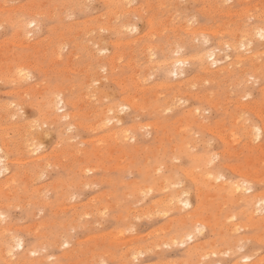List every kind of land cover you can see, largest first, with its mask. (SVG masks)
I'll return each instance as SVG.
<instances>
[{
  "label": "rangeland",
  "instance_id": "obj_1",
  "mask_svg": "<svg viewBox=\"0 0 264 264\" xmlns=\"http://www.w3.org/2000/svg\"><path fill=\"white\" fill-rule=\"evenodd\" d=\"M0 4V143H6L0 155L9 167L0 174V245L8 238L4 231L9 229L24 239L26 248L24 252L15 249L18 251L12 256L0 246V264H11L10 257L27 260L26 264H253V260L264 264V209L252 218L248 210L253 207L238 199L241 192L232 196L223 183L243 180L252 186L249 194L264 195V132L260 139L249 141L237 128L240 120L246 119L249 124L264 125V36L254 34L252 45L239 46V52L229 45L237 42L234 32L239 27H264V0H0ZM26 17L37 22L28 28L31 33L19 27V20ZM189 26L190 31H196L194 37L188 33ZM179 42L183 57L195 56L188 58L186 72L181 74L163 66L172 61ZM209 50L215 51L218 59L215 65L211 59L205 61L212 74L202 71L195 61ZM239 55H256L252 62L261 63L259 73L247 65L249 61L231 68ZM100 59L107 63H99ZM18 63L31 68L27 70L30 78L27 73L25 77L10 73L9 67ZM227 65L234 74L213 73ZM49 92H61L67 102L62 110H47ZM110 105L117 111L110 112L111 122L104 126L101 112ZM246 106L248 111L243 109ZM165 108L170 110L165 112ZM65 113L72 118L59 120ZM237 113L242 115L240 120ZM118 119L122 123H117ZM231 127L238 137L228 132ZM224 133L228 141L226 135L231 134L234 140L243 136L228 142L222 138ZM205 156L213 161L204 160ZM207 170L212 177L225 174L223 179H211ZM176 172L179 175L175 176ZM184 191L192 205L186 208ZM228 197L230 201L225 199ZM183 214L194 218V222L184 220L188 222L185 229L180 220ZM195 216L205 220L196 221ZM188 231H194V239L187 237L185 243L174 239ZM32 247L38 253L31 255Z\"/></svg>",
  "mask_w": 264,
  "mask_h": 264
},
{
  "label": "bare ground",
  "instance_id": "obj_2",
  "mask_svg": "<svg viewBox=\"0 0 264 264\" xmlns=\"http://www.w3.org/2000/svg\"><path fill=\"white\" fill-rule=\"evenodd\" d=\"M61 1V0H60ZM75 1V0H74ZM79 1V0H78ZM107 1V0H106ZM123 1V0H122ZM225 1V0H224ZM80 4V3H79ZM112 4H115L116 5V3H112ZM1 5V4H0ZM247 10V9H246ZM245 10V11H246ZM13 13V12H12ZM37 13H38V11H37ZM9 14V13H8ZM31 14V13H30ZM116 15V14H115ZM16 16V15H15ZM20 17V16H19ZM24 17V16H23ZM113 17V16H112ZM118 18V17H117ZM129 21V20H128ZM231 21H232V19H231ZM191 22V21H190ZM189 22V23H190ZM36 20L35 19H32V20H30L28 17H26V18H22V19H20L19 20V27L23 30V32L24 31H27L28 30V28L29 27H31V26H33V25H36ZM0 24H1V22H0ZM109 24V23H108ZM124 24V23H123ZM135 24V23H134ZM259 24V23H258ZM136 25V24H135ZM244 25V24H243ZM246 25V24H245ZM262 25V24H261ZM188 26V25H187ZM193 26V25H192ZM191 26V27H192ZM254 26V25H253ZM258 26V25H257ZM112 27V26H111ZM117 27V26H116ZM125 28V27H124ZM186 28V27H185ZM184 28V29H185ZM193 28H195V26L193 27ZM187 29H189L188 31H190V26H189V28H187ZM195 29H197V27L195 28ZM200 29V28H199ZM198 29V30H199ZM216 29V28H215ZM31 30V29H30ZM30 30H28V32L30 31ZM101 30V29H100ZM134 30V29H133ZM238 31L237 32H234V35H235V37H234V39L235 40H237V42L235 41L233 44H229L230 46H232L237 52H239L238 50H239V46H240V49H241V46L243 47V46H246L247 47V45H250L252 42H253V40H254V34L256 35V34H259L260 36H264V27H260V25H259V27H256V25L253 27V28H243V27H239L238 29H237ZM35 31V30H34ZM186 32H187V30H185ZM212 31V30H211ZM224 31V30H223ZM94 32V31H93ZM132 32V31H131ZM195 30H193L192 31V29H191V31L190 32H188L189 34H191L192 33V37H194V34H195ZM213 32V31H212ZM222 32V31H221ZM30 33H31V31H30ZM29 33V34H30ZM203 33V32H202ZM215 33V32H214ZM27 34V33H26ZM179 34H180V32H179ZM201 34V33H200ZM21 35V34H20ZM24 35V34H23ZM176 35H178L177 33H176ZM197 36H196V38H198V34H196ZM202 35V34H201ZM18 36V35H17ZM27 37V36H26ZM259 37V36H258ZM18 38V37H17ZM118 38V37H117ZM256 38V37H255ZM261 38V37H260ZM263 38V37H262ZM91 39V38H90ZM94 39V38H93ZM119 39V38H118ZM201 39V38H200ZM246 39H248V42H245L246 41ZM206 41L208 40L207 38L205 39ZM220 40V39H219ZM21 41V40H20ZM116 41V40H115ZM120 41V40H119ZM124 41V40H123ZM177 41H179V40H177ZM176 41V42H177ZM182 41H184V40H181V42ZM226 41V43H228L227 41L228 40H225ZM233 41V40H232ZM96 42V41H95ZM98 42V41H97ZM118 42V41H117ZM231 42V41H230ZM30 43V42H29ZM180 43V42H179ZM239 43V44H238ZM178 44V43H177ZM176 44V45H177ZM182 43H180V45H181ZM186 44V43H185ZM218 44V43H217ZM220 44V43H219ZM238 44V45H237ZM146 45V44H145ZM179 45V50H177V51H175L174 50V53L177 55H175V56H173V59H172V61H166L165 62V59H164V64H163V66H166L167 67V69L169 68V70L173 73V72H176L177 74H181V73H185L186 72V70L184 69V66H185V64H187V63H189L190 62V60H188V58L189 57H195V56H189V57H187V59H186V57H185V55H184V57H183V53L181 52L182 50L180 49V48H182V46H183V44L180 46ZM226 45V44H225ZM252 45V44H251ZM159 45H157V48H160V46L158 47ZM163 46V45H162ZM227 46V45H226ZM27 47V46H26ZM173 47V46H172ZM228 47V46H227ZM103 48V47H102ZM107 48V47H106ZM156 48V47H155ZM230 48V47H229ZM253 48V47H252ZM251 48V49H252ZM62 49V48H61ZM117 49V48H116ZM148 49V48H147ZM153 49V48H152ZM169 49H170V47H169ZM168 49V50H169ZM178 49V48H177ZM211 49V48H210ZM57 50V49H56ZM99 50V49H98ZM105 50V49H104ZM73 51V50H72ZM100 51H102V49L100 50ZM114 51V50H113ZM162 52H163V50H161ZM210 51V50H209ZM161 52V53H162ZM182 54H181V53ZM64 53V52H63ZM118 53V52H117ZM151 53V52H150ZM153 53V52H152ZM21 54V53H20ZM154 54V53H153ZM204 54V53H203ZM238 54V53H237ZM9 55V54H8ZM166 55H167V53H166ZM169 55V54H168ZM218 55V54H217ZM2 56H4V55H2ZM120 56V55H119ZM153 56V55H152ZM197 56H199V55H197ZM256 56V55H255ZM255 56L253 55L251 58L250 57H248V58H242L241 57V55H239V56H237V57H235L236 59L234 60V62L233 63H230V65H232L231 66V68H234L235 69V67H236V65H240L241 63L243 64V63H245V62H247V61H249V62H251L250 64H247V65H251V66H253L254 67V69H256L255 70V72L257 71L258 73H259V69L262 67L261 66V63H255L254 61L252 62V60L255 58ZM10 57V56H9ZM201 57V58H200ZM200 57H197V58H195V61H197V63H198V66H199V68L202 70V71H204L206 74H212V72L209 70L210 68H209V65H207V66H204V64H205V61H208V60H210L211 59V61H212V63L211 64H214L215 65V63H217L218 62V59H217V56H216V52L215 51H210V52H208L205 56H200ZM226 57V56H225ZM11 59V58H10ZM167 59H168V57H167ZM227 59V58H226ZM0 60H2V59H0ZM110 60V59H109ZM120 60V59H119ZM194 60V59H193ZM225 60V59H224ZM7 61V60H6ZM1 63V62H0ZM4 63H6V62H4ZM8 63V62H7ZM92 63V62H91ZM99 63H107V61H105V60H103V59H100L99 60ZM158 63V62H157ZM162 63V62H161ZM158 64H160V62L158 63ZM207 64V63H206ZM263 64H264V62H263ZM31 65V64H30ZM162 65V64H161ZM229 65V64H228ZM227 65V68H224V67H226V65L223 67V68H221V69H219V71L217 72V71H215V72H213L214 74L215 73H219L220 75L222 74V75H224V73L225 72H227V73H229L227 76H229L230 74H234L235 73V71L234 72H232L233 70H229V66ZM10 66V65H9ZM29 66V65H28ZM89 66V65H88ZM5 67V66H4ZM241 67V66H240ZM34 68V67H33ZM98 68V67H97ZM216 68V67H215ZM249 68V67H248ZM9 69H10V73L11 74H13V76H23V77H25L26 75H25V73H27V76L26 77H28V73L29 72H27V70L28 69H30L31 70V68H28L24 63H18V64H16V65H14V66H10L9 67ZM104 69H105V67H104ZM116 69V68H115ZM154 69V68H153ZM102 70V69H101ZM114 70V69H113ZM165 70V69H164ZM250 70V69H249ZM262 70V69H261ZM261 70H260V72H261ZM3 71V70H2ZM194 71V70H193ZM244 71H245V69H244ZM247 71V70H246ZM254 71V70H253ZM139 72V71H138ZM155 73H157V72H155ZM176 73H174V74H176ZM226 73V74H227ZM240 73V72H239ZM7 74V73H6ZM238 74V73H237ZM257 74V73H256ZM261 74H263V73H261ZM8 75V74H7ZM10 75V74H9ZM25 75V76H24ZM30 75V74H29ZM153 75V74H152ZM249 75V74H248ZM138 76V75H137ZM144 76V75H143ZM149 76H151L150 74H149ZM209 76V75H208ZM216 76V75H215ZM215 76H214V78H215ZM237 75H235V77H236ZM255 76V75H254ZM257 76V75H256ZM9 77V76H8ZM92 77V76H91ZM100 77V76H99ZM104 77V76H103ZM147 77V76H146ZM155 77V76H154ZM210 77H213V75L212 76H210ZM16 78H18V77H16ZM15 78V79H16ZM28 78H30V76L28 77ZM90 78V77H89ZM161 78V77H160ZM216 78H217V76H216ZM25 79H27V78H24L23 80H25ZM244 79V78H243ZM247 79V78H246ZM6 80V79H5ZM21 80V79H20ZM22 80V81H23ZM144 80V79H143ZM14 81V80H13ZM214 81V80H213ZM237 81H238V78H237ZM249 81V80H248ZM16 82H17V80H16ZM44 82V81H43ZM97 81H95V83H96ZM101 82V81H100ZM13 83V82H12ZM19 83V82H18ZM17 83V84H18ZM90 83V82H89ZM195 83V82H194ZM207 83V82H206ZM219 83V82H218ZM25 84V83H24ZM122 84V83H121ZM169 84V83H168ZM173 84V83H172ZM15 86V85H14ZM44 86V85H43ZM194 86V85H193ZM96 87V86H95ZM94 87V88H95ZM157 87H159V86H157ZM161 87V86H160ZM168 87H171L170 85L168 86ZM29 88V87H28ZM46 88V87H45ZM176 88V87H175ZM178 88V87H177ZM25 89H26V87H25ZM55 89V88H54ZM19 90V89H18ZM51 90V89H50ZM156 90V89H155ZM16 91V90H15ZM93 91V90H92ZM99 91V90H98ZM157 91V90H156ZM169 91V90H168ZM38 92V91H37ZM45 92V91H44ZM100 92V91H99ZM106 92V91H105ZM179 92H180V90H179ZM190 92V91H189ZM209 92V91H208ZM19 93V92H18ZM43 93V92H42ZM50 93V92H49ZM90 93H92V92H90ZM173 93H175V92H173ZM51 94V96L50 97H47V101L45 102V100H44V102H45V107L47 108V110L48 111H50V112H56L57 110L59 111V110H62L65 106H66V104H67V102H66V100H65V98L63 97V95L61 94V92H56V93H50ZM151 94V93H150ZM186 94V93H185ZM213 94V93H212ZM248 94L249 93H247L246 95L248 96ZM25 95V94H24ZM69 95V94H68ZM194 95V94H193ZM205 95V94H204ZM246 95H245V97H246ZM99 97H100V94L98 95ZM105 96V95H104ZM140 96V95H139ZM160 96V95H159ZM90 97V96H89ZM108 97V96H107ZM106 97V98H107ZM174 97V96H173ZM179 97V96H178ZM94 98H95V96H94ZM102 98V97H101ZM175 98V97H174ZM208 98V97H207ZM212 98V97H211ZM98 99V98H97ZM183 99V98H182ZM105 100V99H104ZM127 100V99H126ZM136 100V99H135ZM241 100V99H240ZM96 101H98V100H96ZM96 101H95V103H96ZM99 101H101V100H99ZM25 102V101H24ZM34 102V101H33ZM112 102V101H111ZM187 102V101H186ZM10 103V102H9ZM91 103H92V101H91ZM117 103V102H116ZM139 103V102H138ZM149 103V102H148ZM179 103V102H178ZM6 104V103H5ZM4 104V105H5ZM20 105V104H19ZM24 105V104H23ZM140 105H141V103H140ZM139 105V106H140ZM144 105V104H143ZM148 105V104H147ZM151 105V104H150ZM175 105V104H174ZM247 105V104H246ZM10 106V105H9ZM169 106V105H168ZM175 106H177V105H175ZM241 106H243V104L241 105ZM248 106V105H247ZM247 106L246 107H244L243 109L244 110H247ZM140 107H142V106H140ZM146 107V106H145ZM159 107H160V105H159ZM200 107V106H199ZM6 108V107H5ZM107 108V110H105L104 108H103V110H105V111H103V110H101V111H103V113L101 112V114L103 115V119H101V116H100V119L101 120H103V123H102V121H101V124H104V126H105V123H109V122H111V121H109V120H111L110 118V112L112 111H114V110H116V109H114L115 108V106L114 105H110L109 107H106ZM117 108V107H116ZM203 108V107H202ZM246 108V109H245ZM7 109V108H6ZM82 109V108H81ZM141 109V108H140ZM159 109H161V108H159ZM169 109V108H168ZM168 109H166L165 108V112H166V110H168ZM191 109H192V107H191ZM194 109V108H193ZM254 109V108H253ZM12 110V109H11ZM19 110V109H18ZM22 110V109H21ZM124 110V109H123ZM122 110V111H123ZM141 110H143V109H141ZM156 110V109H155ZM170 110V109H169ZM189 110H190V108H189ZM200 110V109H199ZM5 111V110H4ZM100 111V110H99ZM117 111V110H116ZM248 111V110H247ZM3 112V111H2ZM111 112V113H112ZM119 112H120V110H119ZM157 112V111H156ZM159 112V114H160V112H162V111H158ZM187 112V111H186ZM189 112V111H188ZM195 112V111H194ZM87 113V112H86ZM85 113V114H86ZM96 113H98V112H96ZM95 113V114H96ZM152 113V112H151ZM190 113V112H189ZM195 113H197V112H195ZM242 113V112H241ZM1 114V113H0ZM11 114V113H10ZM12 114H14V113H12ZM24 114V113H23ZM45 114V113H44ZM53 114V113H52ZM52 114H50V115H52ZM100 114V115H101ZM202 114V113H201ZM231 114V113H230ZM238 114V113H237ZM245 114V113H244ZM15 115V114H14ZM13 115V116H14ZM151 115V114H150ZM186 115V114H185ZM198 115V114H197ZM233 115V114H232ZM239 115V114H238ZM2 116V115H1ZM59 116V115H58ZM84 116V115H83ZM91 116V115H90ZM200 116V115H199ZM237 116V115H236ZM240 116V115H239ZM242 116V115H241ZM241 116L238 118V120H240V118H241ZM71 117V114L70 113H65V114H63L61 117H58V119L59 120H61V118H63V120H67L68 118H70ZM88 117V116H87ZM181 117V116H180ZM183 117V116H182ZM197 117V116H196ZM72 118V117H71ZM116 118V117H115ZM119 118V117H118ZM167 118V117H166ZM237 118H236V120H237ZM244 118V117H243ZM5 119V118H4ZM18 119V118H17ZM33 119V118H32ZM98 119H99V117H98ZM188 119V118H187ZM245 119V118H244ZM250 119V118H249ZM9 120V119H8ZM15 120V119H14ZM37 120H38V118H37ZM42 120V119H41ZM62 120V121H63ZM112 120H113V117H112ZM186 120V119H185ZM234 120V119H233ZM235 120V122L237 123V121ZM247 120V119H246ZM245 120V121H246ZM118 122L117 123H122L121 122V120H117ZM174 121V120H173ZM190 121V120H189ZM194 121V120H193ZM198 121V120H197ZM202 121H203V119H202ZM241 121L240 120V122L242 123H240V125H239V123H237L239 126H237V124H235V122H233L232 123V125H234V126H237V128H241V130H242V133H244L247 137H248V140L250 139V140H252L253 138L255 139V140H258V139H260V137H262V134H263V132H264V125H263V127H260V126H256V125H254L253 123L252 124H249L248 123V121ZM46 122V121H45ZM47 122H49V121H47ZM180 122V121H179ZM245 122V123H244ZM249 122H251V121H249ZM253 122V121H252ZM31 123V122H30ZM38 123V122H37ZM152 123V122H151ZM162 123V122H161ZM257 123V122H256ZM26 124V123H25ZM45 124H47V123H45ZM57 124V123H56ZM60 124V123H59ZM65 124H67V123H65ZM148 124V123H147ZM157 124V123H156ZM165 124V123H164ZM163 123H162V125H164ZM186 124H188V123H186ZM191 124H192V122H191ZM202 124V123H201ZM207 124V123H206ZM206 124H204L203 123V125L202 126H204V127H206L207 128V125ZM260 124V123H259ZM12 125V124H11ZM31 125V124H30ZM37 125V124H36ZM35 125V126H36ZM100 125V124H99ZM9 126V125H8ZM71 126V125H70ZM72 126H74V124L72 125ZM97 126V125H96ZM103 126V125H102ZM139 126V125H138ZM142 126V125H141ZM145 126H147V125H145ZM150 126V125H149ZM186 126V125H185ZM201 126V125H200ZM69 127V126H68ZM99 127V126H98ZM97 127V128H98ZM101 127V126H100ZM123 127V126H122ZM132 127V126H131ZM189 127V126H188ZM216 127V126H215ZM31 128V127H30ZM33 128V127H32ZM40 128H41V126H40ZM39 128V129H40ZM76 128V127H75ZM89 128V127H88ZM96 128V127H95ZM96 128V129H97ZM183 128H185V127H183ZM224 128H225V126H224ZM226 128H227V126H226ZM25 129V128H24ZM86 129V128H85ZM95 129V130H96ZM230 129V128H229ZM232 129H235V127H231V129L228 131V132H230V131H232L233 132V136L231 135L232 134V132H230L231 134V136L230 135H226V136H229L230 137V141H231V137H233V138H235V136H237V135H235V133H234V131L235 130H232ZM17 130V129H16ZM27 130H29V129H27ZM31 130V129H30ZM94 129H93V131H95ZM128 130V129H127ZM184 130V129H183ZM225 130H227V129H225ZM237 130V129H236ZM239 130V129H238ZM33 131V130H32ZM211 131V130H210ZM217 131V130H216ZM222 131V130H221ZM4 132H5V129H4ZM16 132V131H15ZM41 132V131H40ZM125 132H126V130H125ZM129 132V131H128ZM128 132H126V133H128ZM135 132V131H134ZM147 132V131H146ZM198 132V131H197ZM219 132V131H218ZM223 132H225V131H223ZM227 132V131H226ZM2 133V132H1ZM10 133V132H9ZM45 133V132H44ZM130 133V132H129ZM128 133V134H129ZM181 133V132H180ZM190 133V132H189ZM38 134V133H37ZM102 134V133H101ZM100 134V135H101ZM119 134H122V133H119ZM184 134H185V132H184ZM215 134V133H214ZM237 134V133H236ZM241 134V133H240ZM65 135V134H64ZM114 135H115V133H114ZM133 135H135V133H133ZM202 135V134H201ZM220 135V134H219ZM225 135V133L223 134V139H224V136ZM242 136H243V134H241ZM244 135V136H245ZM5 136V135H4ZM26 136V135H25ZM69 136V135H68ZM97 136V135H96ZM96 136H95V138H96ZM127 136L128 135H126L125 136V138H127ZM192 136V135H191ZM218 136V135H217ZM242 136L240 137V135H239V137L240 138H238V139H232V140H234V141H239V139H241L242 138ZM245 136V137H246ZM33 137V136H32ZM35 137V136H34ZM33 137V138H34ZM39 137V136H38ZM65 137V136H64ZM63 137V138H64ZM135 138H136V136H134ZM133 137V138H134ZM157 137V136H156ZM184 137V136H183ZM186 137V136H185ZM193 137H194V135H193ZM238 137V136H237ZM236 137V138H237ZM40 138V137H39ZM41 138H42V136H41ZM72 138V137H71ZM181 139H182V136L180 137ZM190 138V137H189ZM199 138V137H198ZM197 138V139H198ZM220 138V137H219ZM30 139V138H29ZM32 139V138H31ZM69 139V138H68ZM81 139V138H80ZM86 139V138H85ZM101 139V138H100ZM103 139V138H102ZM106 139H108V138H106ZM247 139V138H246ZM1 140V139H0ZM64 140V139H63ZM66 140V139H65ZM118 140V139H117ZM194 140V139H193ZM224 140H226V141H228L227 139H224ZM248 140H246L247 141V143H248ZM249 140V141H250ZM12 141H13V139H12ZM16 141V140H15ZM37 141H38V139H37ZM104 141V140H103ZM113 141V140H112ZM125 141V140H124ZM186 141V140H185ZM200 141V140H199ZM206 141V140H205ZM212 141V140H211ZM230 141H228V142H230ZM253 141V140H252ZM3 142V141H2ZM21 142V141H20ZM23 142V141H22ZM28 142V141H27ZM30 142V141H29ZM34 142V141H33ZM105 142V141H104ZM111 142V141H110ZM193 141H191V143H192ZM203 142H204V140L202 141V144H203ZM210 141H208V143H209ZM233 142V141H232ZM10 143V142H9ZM77 143V142H76ZM98 143H100V142H98ZM103 143V142H102ZM106 143V142H105ZM119 143V142H118ZM178 143V142H177ZM196 143V142H195ZM198 143V142H197ZM235 143V142H234ZM243 143H245L244 142V140H243ZM246 143V144H247ZM251 143V142H250ZM253 143V142H252ZM251 143V144H252ZM6 144V143H5ZM5 144L4 143H0V150L1 151H3L4 150V148H5ZM24 144V143H23ZM32 145H33V143H31ZM30 144V145H31ZM36 144V143H35ZM43 144V143H42ZM68 144V143H67ZM66 144V145H67ZM79 144V143H78ZM83 144V143H82ZM117 144V143H116ZM187 144V143H186ZM199 144V143H198ZM259 144V143H258ZM264 144V143H263ZM37 145H39V144H37ZM195 145V144H194ZM248 145H250V144H248ZM256 145V144H255ZM262 145V144H261ZM8 146V145H7ZM21 146V145H20ZM34 146V145H33ZM36 146V145H35ZM102 146H104V145H102ZM176 146V145H175ZM174 146V147H175ZM182 146V145H181ZM207 146V145H206ZM228 146V145H227ZM230 146V145H229ZM250 146H252V145H250ZM250 146H248V147H250ZM10 147V146H9ZM9 147H8V149H9ZM22 147V146H21ZM30 147V146H29ZM32 147V146H31ZM121 147V146H120ZM193 147V146H192ZM210 146H208V148H209ZM247 147V146H246ZM246 147H244L243 146V148H246ZM252 147H254V146H252ZM258 147V146H257ZM263 147V146H262ZM261 146H260V149L262 148ZM96 148V147H95ZM119 148V147H118ZM185 148V147H184ZM184 148H182L183 150H184ZM188 148V147H187ZM186 148V149H187ZM191 148V147H190ZM208 148H206V149H208ZM259 148V147H258ZM6 149V148H5ZM37 149V148H36ZM96 149H99L98 147L96 148ZM121 149V148H120ZM145 149V148H144ZM160 149V148H159ZM180 149V148H179ZM193 149V148H192ZM226 149V148H225ZM241 149H242V147H241ZM241 149H240V151H241ZM27 150H28V148H27ZM83 150V149H82ZM81 150V151H82ZM119 150V149H118ZM227 150H228V147H227ZM230 150V149H229ZM243 150V149H242ZM249 150H251V148L249 149ZM253 150V149H252ZM263 150V149H262ZM9 151H10V149H9ZM36 151V150H35ZM74 151V150H73ZM84 151H85V149H84ZM89 151V150H88ZM166 151V150H165ZM173 151H174V149H173ZM245 151V150H244ZM264 151V150H263ZM23 152V151H22ZM112 152V151H111ZM156 152V151H155ZM158 152V151H157ZM188 152V151H187ZM236 152H239V151H236ZM243 152V151H242ZM259 152H261V150L259 151ZM2 153V152H1ZM24 153V152H23ZM29 153V152H28ZM96 153H98V152H96ZM161 153V152H160ZM178 154H179V152H177ZM194 153V152H193ZM253 153V152H252ZM5 154H7V153H5ZM31 154V153H30ZM45 154V153H44ZM43 154V155H44ZM98 154H100V153H98ZM157 154V153H156ZM216 154V153H215ZM225 154V153H224ZM255 154L257 155V151H256V153H254V156H253V154H252V157H254V159H255ZM262 154V153H261ZM42 155V156H43ZM88 155V154H87ZM102 155V154H101ZM117 155V154H116ZM155 155V153L153 154V156ZM170 155V154H169ZM209 155V158H210V154H208ZM232 155V154H231ZM248 155H250L251 156V151H250V154H248ZM263 155H264V153H263ZM204 156V155H203ZM218 156L219 155H217L216 157L218 158ZM224 156H226V154L224 155ZM236 156V155H235ZM249 156V157H250ZM262 156V155H261ZM260 156V157H261ZM117 157V156H116ZM176 157H177V155H176ZM175 157V158H176ZM196 157V156H195ZM248 157V156H247ZM246 157V158H247ZM247 158V159H249L250 161H252L250 158ZM258 157H259V155H258ZM259 157V158H260ZM92 158V157H91ZM110 158V157H109ZM112 158V157H111ZM200 158V157H199ZM208 160V161H213L212 159H213V157H212V159L210 160L209 158H207L206 156L204 157V160H206V159ZM264 158V157H263ZM40 159V158H39ZM173 159V158H172ZM180 159V158H179ZM253 159V160H254ZM7 160V159H6ZM34 160V159H33ZM81 160V159H80ZM147 160H149V159H147ZM259 160V159H258ZM263 160V159H262ZM29 161V160H28ZM40 161V160H39ZM48 161V160H47ZM117 161V160H116ZM132 161H134V160H132ZM174 161V160H173ZM19 162V161H18ZM120 162V161H119ZM253 162V161H252ZM256 162H257V159H256ZM7 163L8 162H5V156L2 154V155H0V174H2L1 172H5V171H7V170H9V167L7 166ZM49 163H50V161H49ZM49 163H47V164H49ZM203 163H206L205 161L203 162ZM209 164H210V162H208ZM217 163V162H216ZM249 163H251V162H249ZM22 164V163H21ZM169 164V163H168ZM239 164V163H238ZM253 164H255V162H253ZM42 165V164H41ZM92 165V164H91ZM116 165V164H115ZM115 165H113V166H115ZM127 165V164H126ZM206 165V164H205ZM204 165V166H205ZM235 165V164H234ZM260 165V164H259ZM117 166H118V164H117ZM200 166V165H199ZM202 166V165H201ZM207 166V165H206ZM253 166V165H252ZM123 167H124V165H123ZM198 166H196V168H197ZM234 167V166H233ZM246 167H247V165H246ZM34 168V167H33ZM90 168V167H89ZM93 167H91V169H92ZM97 168V167H96ZM104 168V167H103ZM106 168V167H105ZM115 168V167H114ZM113 168V169H114ZM156 168V167H155ZM171 168V167H170ZM169 168V169H170ZM185 168V167H184ZM200 168V167H199ZM207 168V167H206ZM232 168V167H231ZM239 168H240V166H239ZM261 168V167H260ZM39 169V168H38ZM85 169V168H84ZM98 169V168H97ZM110 169H112V167L110 168ZM112 169V170H113ZM166 169H168V167L166 168ZM172 169V168H171ZM234 169V168H233ZM238 169V168H237ZM242 169V168H241ZM258 169H259V167H258ZM35 170V169H34ZM42 170V169H41ZM83 170V169H82ZM81 170V171H82ZM89 170V169H88ZM96 170V169H95ZM147 170V169H146ZM156 170H157V168H156ZM164 170V169H163ZM184 170V169H183ZM187 170V169H186ZM189 170V169H188ZM194 170V169H193ZM204 170V169H203ZM216 170V169H215ZM234 170H236V169H234ZM239 170V169H238ZM142 171V170H141ZM154 171H155V169H154ZM191 171V170H190ZM196 171V170H195ZM198 171V170H197ZM200 171V170H199ZM206 171V170H205ZM207 171H209V170H207ZM250 171H251V169H250ZM254 171V170H253ZM20 172V171H19ZM42 172V171H41ZM158 172V171H157ZM192 172V171H191ZM201 172V171H200ZM199 172V173H200ZM240 172V171H239ZM248 172V171H247ZM257 172V171H256ZM40 173V172H39ZM208 173V172H207ZM243 173V172H242ZM252 173V172H251ZM251 173H249V174H251ZM17 174V173H16ZM24 174V173H23ZM26 174V173H25ZM24 174V175H25ZM32 174V173H31ZM175 174H178L177 172L176 173H174V175ZM195 174V173H194ZM224 174L225 173H223V176H224ZM104 175V174H103ZM148 175V174H147ZM157 175V174H156ZM170 175H171V173H170ZM179 175V174H178ZM211 175V177H209ZM214 175V174H213ZM211 173H210V171H209V173H208V175H207V177H209V178H215L216 180H218V179H221L223 176H222V174H221V176H220V174L217 176V175H215V177H212L213 176ZM245 175V174H244ZM23 176V175H22ZM172 176V175H171ZM176 176V175H175ZM188 176V175H187ZM204 176V175H203ZM205 176H206V174H205ZM253 176V175H252ZM37 177V176H36ZM38 177H39V174H38ZM190 177H192V176H190ZM194 177V176H193ZM201 177H202V175H201ZM206 177V178H207ZM256 177V176H255ZM11 178V177H10ZM83 178V177H82ZM209 178H208V180H209ZM252 178V177H251ZM37 179V178H36ZM97 179V178H96ZM176 179V178H175ZM198 179V178H197ZM223 179V178H222ZM231 179V178H230ZM250 179V178H249ZM9 180V179H8ZM135 180V179H134ZM10 181V180H9ZM14 180L12 179V182H13ZM16 181V180H15ZM33 181V180H32ZM83 181V180H82ZM177 181V180H176ZM242 182H243V180H241ZM241 181H239V182H233V180H232V182H230V181H227V180H225L223 183H224V185L228 188V190L230 191V192H232V193H229V192H227L228 194H230V195H232L233 196V194H235L236 195V193L238 192V191H240L241 192V195H239V197H238V199H239V201L241 202H243V203H245L246 205H248V206H251V207H253L252 209H251V211L250 210H248V214L253 218V216H254V213L256 212V213H258L259 211H262L263 209H264V195H252V194H249V193H251V190H252V186H248V184H247V186L245 185V182H243V183H241ZM246 181V180H245ZM257 181H258V179H257ZM260 181V180H259ZM77 182V181H76ZM81 182V181H80ZM102 182V181H101ZM166 182V181H165ZM179 182V181H178ZM214 182V181H213ZM88 183H90V181L88 182ZM92 183H93V180H92ZM164 183V182H163ZM249 183V182H248ZM70 184V183H69ZM68 184V185H69ZM172 184V183H171ZM251 184V183H250ZM249 184V185H250ZM8 185V184H7ZM38 185V184H37ZM159 185V184H158ZM165 185V184H164ZM163 185V186H164ZM175 185V184H174ZM179 185V184H178ZM6 186V185H5ZM66 186V185H65ZM70 186V185H69ZM81 186V185H80ZM87 186V185H86ZM147 186V185H146ZM154 186V185H153ZM157 186V185H156ZM7 187V186H6ZM141 187V186H140ZM159 187H161V186H159ZM173 187H175V186H173ZM212 187V186H211ZM218 187V186H217ZM9 188V187H8ZM7 188V189H8ZM41 188H42V186H41ZM65 188V187H64ZM77 188V187H76ZM158 188V187H157ZM163 188V187H162ZM161 188V189H162ZM220 188V187H219ZM255 188V187H254ZM40 189V188H39ZM147 189V188H146ZM171 189V188H170ZM222 189H223V187H222ZM221 189V190H222ZM134 190V189H133ZM142 190V189H141ZM163 190V189H162ZM226 190V189H225ZM15 191V190H14ZM23 191H24V189H23ZM40 191V190H39ZM144 191V190H143ZM152 191V190H151ZM213 191V190H212ZM61 192V191H60ZM141 192V191H140ZM188 192V191H187ZM199 192H200V190H199ZM240 192H238V193H240ZM256 192H258V191H256ZM7 193V192H6ZM30 193V192H29ZM62 193V192H61ZM177 193H178V191H177ZM184 193V196L182 195V197H185L182 201L185 203L184 205H186L185 206V208L187 207V206H189L190 205V202H189V199L187 198V195L188 194H186L185 193V191L183 192ZM259 193V192H258ZM263 193V192H262ZM143 194H144V192H143ZM211 194H213V192L211 193ZM6 195V194H5ZM8 195V194H7ZM32 195V194H31ZM60 195V194H59ZM136 195H137V193H136ZM169 195V194H168ZM235 195H234V197H235ZM167 196V195H166ZM178 196V195H177ZM176 196V197H177ZM211 196V195H210ZM213 196V195H212ZM222 196H223V194H222ZM130 197V196H129ZM134 197H135V195H134ZM163 197V196H162ZM173 197V196H172ZM227 197V196H226ZM262 197V198H261ZM165 198V197H164ZM174 198H175V196H174ZM214 198V197H213ZM41 199V198H40ZM177 199V198H176ZM175 199V200H176ZM207 199H209V197L207 198ZM224 199V198H223ZM226 200H228V201H230L229 200V197H228V199L227 198H225ZM235 198H233L232 199V201H235L234 200ZM174 200V199H173ZM173 200H171V201H173ZM178 200V199H177ZM205 200V199H204ZM124 201V200H123ZM165 201V200H164ZM210 201V200H209ZM209 201H208V203H209ZM227 201V202H228ZM232 201H231V204H232ZM2 202H4V201H2ZM176 202V201H175ZM174 202V203H175ZM179 202V201H178ZM206 202V201H205ZM213 202H215V201H213ZM226 202V201H225ZM237 202V201H236ZM43 203V202H42ZM210 203H211V201H210ZM14 204V203H13ZM41 204V203H40ZM46 204V203H45ZM173 204V203H172ZM216 204V203H215ZM229 204V203H228ZM10 205V204H9ZM21 205V204H20ZM77 205V204H76ZM151 205V204H150ZM157 205V204H156ZM167 205H168V203H167ZM180 205V204H179ZM178 205V206H179ZM183 205V204H182ZM208 205H210V204H208ZM214 205V204H213ZM224 205H225V203H224ZM227 205V204H226ZM1 206V205H0ZM65 206H66V204H65ZM160 206V205H159ZM162 206V205H161ZM171 206V205H170ZM190 206H192V205H190ZM189 206V207H190ZM219 206V205H218ZM69 207V206H68ZM101 207V206H100ZM109 207V206H108ZM111 207V206H110ZM230 207H231V205H230ZM247 207V206H246ZM166 208V207H165ZM168 208V207H167ZM178 208V207H177ZM182 208V207H181ZM180 208V209H181ZM208 208V207H207ZM211 208H212V206H211ZM74 209V208H73ZM98 209V208H97ZM134 209V208H133ZM147 209V208H146ZM162 209V208H161ZM170 209H172V208H170ZM205 209V208H204ZM203 209V210H204ZM230 209V208H229ZM107 210V209H106ZM152 210V209H151ZM155 210V209H154ZM163 210V209H162ZM162 210H160V211H162ZM167 210L168 209H166L165 211L167 212ZM202 210V211H203ZM224 210V209H223ZM147 211H149V210H147ZM171 211V210H170ZM218 211V210H217ZM2 212V211H1ZM0 212V213H1ZM103 212V211H102ZM158 212V211H157ZM157 212H156V215H157ZM76 213V212H75ZM147 213V212H146ZM145 213V214H146ZM171 213V212H170ZM189 213V212H188ZM193 213V212H192ZM192 213H191V215H192ZM261 213V212H260ZM103 214V213H102ZM101 214V215H102ZM135 214V213H134ZM150 214V213H149ZM167 214V213H166ZM232 214V213H231ZM238 214V213H237ZM246 214V213H245ZM248 214H246V215H248ZM83 215V214H82ZM127 215V214H126ZM184 216H182L181 218H180V220L183 222L182 223V228L183 229H185V227H187V224H188V222L187 221H184V220H191L192 221V218H191V215H185V214H183ZM218 215H219V213H218ZM230 215V214H229ZM228 215V216H229ZM1 216H3V215H1ZM80 216V215H79ZM98 216V215H97ZM136 216V215H135ZM149 216H152V215H149ZM164 216V215H163ZM208 216H210V215H208ZM216 216V215H215ZM220 216V215H219ZM82 217V216H81ZM125 217V216H124ZM196 217V216H195ZM207 217V216H206ZM205 217V218H206ZM232 217H234L235 218V215H233ZM232 217L230 218V216H229V218L230 219H232ZM251 217H249V218H251ZM120 218H121V216H120ZM126 218V217H125ZM151 218V217H150ZM197 218H200V217H196V221L197 220H201V219H197ZM203 218V217H202ZM216 218H217V216H216ZM118 219V218H117ZM133 219V218H132ZM140 219V218H139ZM211 219V218H210ZM3 220V219H2ZM193 220H194V218H193ZM203 220H205V219H202L201 220V222H203ZM215 220V219H214ZM258 220V219H257ZM216 222L218 221V220H215ZM242 221V220H241ZM252 221V220H251ZM264 221V220H263ZM3 222V221H2ZM192 222H194V221H192ZM206 222H207V220H206ZM256 222V221H255ZM260 222V221H259ZM74 223V222H73ZM97 223V222H96ZM196 223V222H195ZM205 223V222H204ZM208 223V222H207ZM210 223V222H209ZM208 223V224H209ZM98 224V223H97ZM128 224V223H127ZM236 223H234V225H235ZM262 224H264V223H262ZM38 224H36V226H37ZM41 225H45V224H41ZM191 225H192V223H191ZM199 225V224H198ZM203 225V224H202ZM201 225V226H202ZM220 225V224H219ZM222 225V224H221ZM261 225V224H260ZM259 225V226H260ZM200 226V225H199ZM199 226H197V228L196 229H198V227ZM206 226V225H205ZM238 226V225H237ZM246 226V225H245ZM244 226V227H245ZM248 226V225H247ZM4 227V226H3ZM7 227V226H6ZM130 227H131V225H130ZM129 227V228H130ZM192 227V226H191ZM204 227V226H203ZM235 227H236V225H235ZM234 227V228H235ZM257 227V226H256ZM160 228V227H159ZM162 228V227H161ZM200 228H202V227H200ZM239 228V227H238ZM241 228V227H240ZM243 228V227H242ZM247 228V227H246ZM122 229V228H121ZM193 229V228H192ZM195 229V228H194ZM196 229H195V231H196ZM205 229V228H204ZM203 229V230H204ZM230 229H232V228H230ZM236 229V228H235ZM248 229V228H247ZM8 231H4L5 233H6V235H8V238L6 239V240H4L5 242L3 243V245H0L1 246V248H2V246L4 247L3 248V250H4V252L6 251V253H8V254H12V256L14 255H16V251H18V250H16L15 251V249H20L22 252H24L25 250H26V248H25V241H24V239L23 238H21V237H19V236H17V234H14V233H12V232H10V230L9 229H7ZM124 230V229H123ZM122 230V231H123ZM178 230V229H177ZM237 230V229H236ZM241 230V229H240ZM12 231V230H11ZM157 231V230H156ZM155 231V232H156ZM199 231V230H198ZM201 231V230H200ZM237 231H239V230H237ZM10 232V233H9ZM158 232V231H157ZM222 232H223V230H222ZM233 232V231H232ZM4 233V234H5ZM9 233V234H8ZM120 233H121V231H120ZM192 233H194V231L193 232H190V231H188V232H184V233H181V236L179 235L178 237L176 236V238H174L175 240H178V239H180V242H182V243H185V242H187V241H185V240H183V239H185V238H187V237H191V238H193V236H194V238H195V235H192ZM199 233V232H198ZM201 233V232H200ZM199 233V234H200ZM261 233V232H260ZM43 234V233H42ZM230 234V233H229ZM38 235V234H37ZM56 236V235H55ZM95 236V235H94ZM171 236V235H170ZM196 236H197V234H196ZM220 236V235H219ZM7 237V236H6ZM116 237V236H115ZM114 237V238H115ZM118 237V236H117ZM248 237V236H247ZM259 237H261V236H259ZM258 237V238H259ZM85 238V237H84ZM129 238V237H128ZM132 238V237H131ZM193 238V239H194ZM239 238V237H238ZM244 238H245V236H244ZM57 239V238H56ZM65 239V238H64ZM97 239V238H96ZM134 239V238H133ZM166 239H169V238H166ZM165 239V240H166ZM43 240V239H42ZM45 240V239H44ZM53 240V239H52ZM110 240H112V239H110ZM115 240V239H114ZM124 240V239H123ZM135 240V239H134ZM162 240H163V238H162ZM190 240H192V239H190ZM214 240V239H213ZM243 240V239H242ZM47 241H48V239H47ZM50 241V240H49ZM48 241V242H49ZM119 241V240H118ZM220 241V240H219ZM238 242H239V240H237ZM258 241V240H257ZM38 242V241H37ZM45 241H43V243H44ZM47 242V243H48ZM54 242V241H53ZM124 242V241H123ZM173 242V241H172ZM235 242V241H234ZM241 242V241H240ZM39 243H41V241L39 242ZM38 243V244H39ZM64 243H66V244H69L70 242L69 241H65ZM126 243H128V241L126 242ZM197 243V242H196ZM49 244V243H48ZM212 244V243H211ZM235 244H237V243H235ZM242 244V243H241ZM62 245V244H61ZM136 245V244H135ZM165 245V244H164ZM177 245V244H176ZM246 245V244H245ZM50 246V245H49ZM120 246H122V245H120ZM131 246V245H130ZM181 246V245H180ZM198 246V245H197ZM200 246V245H199ZM204 246V245H203ZM211 246H213V245H211ZM225 246H226V244H225ZM228 246V245H227ZM239 246V245H238ZM237 246V247H238ZM140 247V246H139ZM139 247H137V248H139ZM156 247V246H155ZM236 247V246H235ZM242 247H244L243 245H242ZM34 248H35V246H34ZM39 248V246L37 247V249ZM76 248V247H75ZM145 248V247H144ZM148 248H149V246H148ZM151 248V247H150ZM159 248V247H158ZM221 248H223V247H221ZM240 248V247H239ZM238 248V249H239ZM31 249H33V247L31 248ZM36 249V248H35ZM35 249H33V250H29V251H31L30 253H31V255L32 254H36V253H38V250H35ZM141 249H143V248H141ZM226 250H227V248H225ZM233 249V248H232ZM236 250V251H239V250ZM2 250V249H1ZM2 250V251H3ZM45 250V249H44ZM79 250V249H78ZM135 250V249H134ZM153 250V249H152ZM193 250V249H192ZM208 250H210V249H208ZM213 250V248L210 250V251H212ZM225 250V251H226ZM209 251V252H210ZM230 251H232V250H230ZM235 251V252H236ZM131 252V251H130ZM129 252V253H130ZM212 252H214V251H212ZM229 252V251H228ZM106 253V252H105ZM108 253V252H107ZM145 253V252H144ZM201 253V252H200ZM19 254V253H18ZM26 254V253H25ZM130 254H132V253H130ZM137 254V253H136ZM139 255L140 254H143L142 252H140V253H138ZM202 254V253H201ZM214 254H215V252H214ZM220 254V253H219ZM221 254H222V251H221ZM227 254V253H226ZM135 255V254H134ZM192 255V254H191ZM199 255V254H198ZM212 255H213V253H212ZM211 255V256H212ZM230 255H231V252H230ZM237 255V254H236ZM124 256V255H123ZM51 257V256H50ZM55 257V256H54ZM99 257V256H98ZM136 257V256H135ZM201 257V256H200ZM244 257L247 259V260H250L251 259V256H245L244 255ZM243 257V258H244ZM14 258V257H13ZM128 258V257H127ZM139 258V257H138ZM240 258H242V257H240ZM239 258V259H240ZM7 259V258H6ZM17 259H19V260H16V261H13V259L10 257V259L9 260H11V264H19V263H22V262H26V261H21V262H19L20 260H24V259H22V258H17ZM94 259V258H93ZM101 259V258H100ZM130 259V258H129ZM134 259V258H133ZM136 260H137V258H135ZM199 259H201V258H199ZM246 259H243V260H246ZM3 260V259H2ZM29 260H31V259H29ZM34 260V259H33ZM95 260H96V258H95ZM97 260H98V258H97ZM96 260V261H97ZM57 261V260H56ZM94 261V260H93ZM99 261V260H98ZM202 261V260H201ZM200 261V262H201ZM208 261V260H207ZM234 261V260H233ZM8 262V261H7ZM6 262V263H7ZM29 262V261H28ZM33 262V261H32ZM103 262H105V261H102V263ZM123 262V261H122ZM121 262V263H122ZM124 262H125V260H124ZM123 262V263H124ZM132 262V261H131ZM191 262V261H190ZM190 262H189V264H190ZM210 262V261H209ZM24 263H22V264H24ZM27 263V262H26ZM25 263V264H26ZM30 263V262H29ZM72 263V262H71ZM100 263V262H99ZM106 263V262H105ZM120 263V262H119ZM232 263H234V262H232ZM231 263V264H232ZM48 264V263H47ZM49 264H51V263H49ZM52 264H59L58 262H53ZM73 264V263H72ZM93 264H95V263H93ZM96 264H98V262H96ZM107 264V263H106ZM188 264V263H187ZM216 264V263H215ZM235 264V263H234ZM253 264H254V260H253Z\"/></svg>",
  "mask_w": 264,
  "mask_h": 264
},
{
  "label": "snow or ice",
  "instance_id": "obj_3",
  "mask_svg": "<svg viewBox=\"0 0 264 264\" xmlns=\"http://www.w3.org/2000/svg\"><path fill=\"white\" fill-rule=\"evenodd\" d=\"M189 239H191V237H189Z\"/></svg>",
  "mask_w": 264,
  "mask_h": 264
}]
</instances>
